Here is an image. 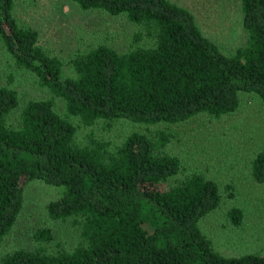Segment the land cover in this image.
<instances>
[{"label":"trees","instance_id":"obj_1","mask_svg":"<svg viewBox=\"0 0 264 264\" xmlns=\"http://www.w3.org/2000/svg\"><path fill=\"white\" fill-rule=\"evenodd\" d=\"M68 1L81 11L123 16L136 30L125 52L99 44L65 63L16 20V0H0L5 53L65 109L62 116L51 99L30 100L13 126L20 100L0 86V245L32 181L61 191L46 205L51 220L80 227V241L69 251L50 252L45 245L53 236L40 229L33 234L37 248L8 253L0 264H264V254L220 255L202 234L198 223L218 207L219 192L197 173L174 179L181 161L163 151L170 134L159 131L153 140L132 131L114 149L91 133L77 139L79 126L98 121L148 127L200 115L220 119L238 111L242 95L264 110V0H239L247 40L230 54L204 35L188 9L170 0ZM251 176L264 184V149L251 162ZM239 217V211L231 213L233 222Z\"/></svg>","mask_w":264,"mask_h":264},{"label":"rangeland","instance_id":"obj_2","mask_svg":"<svg viewBox=\"0 0 264 264\" xmlns=\"http://www.w3.org/2000/svg\"><path fill=\"white\" fill-rule=\"evenodd\" d=\"M170 1L188 9L204 35L224 53L230 54L246 43L239 0ZM13 9L21 25L37 32L38 45L65 63L74 54L99 44L125 52L136 30L123 16L81 11L68 0H16ZM64 70L73 76L68 64ZM0 86L12 88L20 100L10 120L13 126L18 124L21 106L30 100L51 99L55 111L65 115L63 102L51 96L33 74L16 67L1 43ZM132 131L153 140L159 131L171 135L163 151L181 161V172L175 180L197 173L215 182L220 203L199 221L198 227L217 253L226 257L264 254V184H257L251 176V162L264 149V110L258 100L242 95L238 111L231 115L220 119L200 115L179 125L146 127L119 121L107 126L98 121L89 128L79 126L77 139L83 142L91 133L114 149ZM60 195V189L39 181L25 186L22 209L0 245V259L15 250L37 248L33 234L40 229H48L53 236L45 245L50 252L58 247L69 251L77 245L80 227L71 220L54 221L47 215L46 205ZM233 211L240 213L237 223L231 218Z\"/></svg>","mask_w":264,"mask_h":264}]
</instances>
